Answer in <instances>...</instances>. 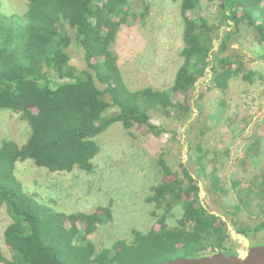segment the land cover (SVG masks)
<instances>
[{"label": "trees", "instance_id": "16d2710c", "mask_svg": "<svg viewBox=\"0 0 264 264\" xmlns=\"http://www.w3.org/2000/svg\"><path fill=\"white\" fill-rule=\"evenodd\" d=\"M176 1L183 37L181 64L170 91L131 90L121 75L112 46L127 24L130 0H27L21 14L8 13L0 3V109L18 115L31 130L23 146L9 140L0 143V208L11 220L3 234L10 256L0 252V264H160L216 252L236 255L227 223L200 203L201 178L238 235L264 230V159L252 160L259 151L264 154V137L254 135L239 162L240 171L250 173V179H232L228 189L215 166L218 153L205 143L211 128L201 118L195 122L198 127L194 129V123L187 132L192 153L188 161L197 179L183 163V177L172 173L160 158L164 178L146 198L163 212L160 217L154 210L151 214L159 217V229L132 230L129 240L114 241L109 247L98 248L89 236L111 222L110 206L91 213L57 212L25 192L16 176V165L27 160L50 173L93 172L100 152L96 137L118 122L126 130L146 127L156 137L168 130L152 124L154 116L186 125L196 84L207 73L213 86L206 91L220 93L214 102L219 119L229 108L224 96L231 81L241 79L248 85L264 81L230 48L234 37L248 30L262 47L258 59L264 62V0H208L218 8L213 21L201 14L202 0ZM222 28H227L223 34ZM71 45L83 51L82 70L70 64ZM51 72L62 82L53 84ZM173 94L181 101H173ZM113 108L118 112L106 116ZM170 133L177 141L176 132ZM210 163L213 168L208 171ZM170 175L173 178L166 181ZM231 193L233 205L227 203ZM215 197H223L225 205ZM178 206L182 218L169 227L167 219Z\"/></svg>", "mask_w": 264, "mask_h": 264}, {"label": "rangeland", "instance_id": "374dc122", "mask_svg": "<svg viewBox=\"0 0 264 264\" xmlns=\"http://www.w3.org/2000/svg\"><path fill=\"white\" fill-rule=\"evenodd\" d=\"M25 1L27 3V0H0V3L8 13L21 14L25 10ZM130 4L127 24L122 26L118 39L112 46L118 57L121 75L131 90L151 87L154 90L170 91L176 70L181 64L179 52L182 48L183 22L178 2L130 0ZM202 8L201 14L213 21L218 9L216 5L202 0ZM220 31L223 34L227 28ZM217 47L216 44L215 50ZM230 48L243 56L246 68L264 76V62L258 59L263 50L254 41L250 31L242 29L234 37ZM69 53L70 64L79 70L84 69L82 49L71 45ZM51 77L53 84L62 82L54 73ZM207 86H213L211 73H207L196 84L192 113L186 125L159 116L152 118V124L164 126L168 130L158 137L149 133L146 127L126 130L120 122L111 125L96 137L100 152L93 160L94 171L91 173L79 169L70 173H50L27 160L16 165V176L22 182L25 192L33 195L40 203L51 205L57 212L91 213L98 207L110 206L111 222L100 226L96 233L89 236V241L98 248L109 247L117 240H129L132 230H158L157 220L163 212L156 210L154 203L146 202V198L152 195V188L164 178V172L157 162L161 158L172 173H179L180 177H183L180 165L183 163L197 179L198 175L188 161L192 153L187 147V132L200 118L211 128L206 134V146L211 150L229 149L217 155L215 165L225 186L230 189L232 179L247 182L251 177L250 173H242L238 165L250 143L246 135L262 133L264 137V81L258 80L253 85H248L241 79L231 81L228 94L224 96L229 108L221 119L215 118L219 114L216 113L217 105L214 104L219 100L220 93L218 90L206 91ZM172 98L175 102L181 101L178 94H173ZM117 112L113 108L105 115L111 116ZM197 127L195 123L193 128ZM170 131L176 132L177 141L171 139ZM30 135L27 122L9 110L0 109V143L9 140L23 146ZM261 148L264 151V140H261ZM263 155L259 151L252 160L263 163ZM220 166L224 167L220 169ZM212 168L210 163L207 170L211 171ZM251 169L249 167L248 171ZM166 178L169 181L173 176ZM199 184L203 188V192H199L200 203L209 212L223 218L227 226H231L228 222L230 216L223 214L222 208L214 203L213 196L207 193V181L201 178ZM231 195L232 198L227 199V203L233 205L235 194ZM215 198L224 203L223 197ZM153 210L159 217L151 215ZM181 218V207H174L167 225L174 227ZM10 223L6 210L1 207L0 252L6 257L10 253L4 245L3 234ZM261 237H264V230L254 241L255 246L264 245ZM236 244L239 252L245 250L244 244Z\"/></svg>", "mask_w": 264, "mask_h": 264}, {"label": "water", "instance_id": "95a60500", "mask_svg": "<svg viewBox=\"0 0 264 264\" xmlns=\"http://www.w3.org/2000/svg\"><path fill=\"white\" fill-rule=\"evenodd\" d=\"M199 189L200 192H203L201 184H199ZM211 214L219 216L216 213ZM228 229L232 237L244 244L247 249L241 252L237 251L236 255L216 252L200 258H180L160 264H264V245L249 248V239L247 237L238 235L230 225Z\"/></svg>", "mask_w": 264, "mask_h": 264}, {"label": "flooded vegetation", "instance_id": "af4514ba", "mask_svg": "<svg viewBox=\"0 0 264 264\" xmlns=\"http://www.w3.org/2000/svg\"><path fill=\"white\" fill-rule=\"evenodd\" d=\"M222 220L225 221L223 218H222ZM259 233H255L254 235H250V236L247 237L249 239V248L255 246V242L254 241L258 239V234ZM261 239H264V237H261ZM244 249H247V247H244ZM236 251H238L237 248H236Z\"/></svg>", "mask_w": 264, "mask_h": 264}, {"label": "crops", "instance_id": "0c3cea01", "mask_svg": "<svg viewBox=\"0 0 264 264\" xmlns=\"http://www.w3.org/2000/svg\"><path fill=\"white\" fill-rule=\"evenodd\" d=\"M254 135H257V136H261V137H263L262 136V133H253V134H251V135H246V137H247V139H251ZM250 137V138H249ZM218 154H220V153H225V152H227V151H229V149L228 148H226L225 150H222V151H219V150H215Z\"/></svg>", "mask_w": 264, "mask_h": 264}, {"label": "bare ground", "instance_id": "6f19581e", "mask_svg": "<svg viewBox=\"0 0 264 264\" xmlns=\"http://www.w3.org/2000/svg\"><path fill=\"white\" fill-rule=\"evenodd\" d=\"M229 235H230L231 239H232L234 242L239 243L238 240H236V239H234V238L232 237L231 233H230Z\"/></svg>", "mask_w": 264, "mask_h": 264}]
</instances>
